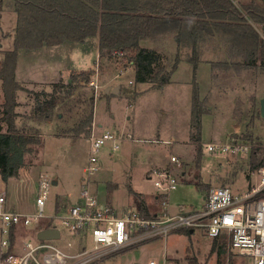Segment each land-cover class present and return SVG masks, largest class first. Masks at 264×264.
<instances>
[{
  "label": "rangeland",
  "instance_id": "obj_1",
  "mask_svg": "<svg viewBox=\"0 0 264 264\" xmlns=\"http://www.w3.org/2000/svg\"><path fill=\"white\" fill-rule=\"evenodd\" d=\"M249 1L235 0L238 4ZM13 4V0H4L0 13V68L1 51L13 48V29L17 24ZM169 42L165 38L154 42L165 57L162 61L164 64L171 67L177 55H180V59L189 58L190 46L175 50ZM26 52L30 51L21 50L20 80L29 75L39 79L42 71L36 65L40 63L49 65L54 77L60 73L65 75L50 83L19 82L22 88L16 91V123L29 131L30 127H38L43 142L36 147L37 151L26 155L25 165L17 176L5 181L0 173V192H5L8 207L23 212L35 211L39 181L43 176H48L51 182L58 181L51 186L47 214L56 212L61 204L74 203L79 199L83 185L87 184L83 177L87 176L84 169L91 155L90 138L93 134L99 135L108 130L122 135L121 145L112 154L109 145L100 149V170L91 175L89 188L101 202L111 203L117 208L139 207L137 197L129 191V186L142 194L151 214L174 215L180 211L200 210L207 188L211 185H228L236 191H243L254 180V169H251L250 163L252 151L227 155L219 151L209 152L206 145L208 142H228L242 137L247 143L263 142L264 146V116L258 112L259 98L264 95L263 71L256 68L246 71L215 69V72H211L213 77L211 75L209 78L208 67L203 63L194 71L188 61L180 60V67L173 72L171 82L158 87L149 82H137L134 66L125 55L99 59L98 34L82 42L69 40ZM72 76L76 87L67 98L71 107L57 108L51 120H36L33 116L39 99L36 93L53 92L54 82L71 81ZM185 77L193 80L192 85L182 80ZM52 78L51 75L49 80ZM178 79L184 82L178 84ZM209 79L219 86L218 91H228L230 86H234L237 91L236 96L231 97L232 102L230 98H223L224 101L219 103L210 102L207 92ZM199 83L204 105L211 108L202 117L201 161L197 167V150L191 140V109L194 84ZM118 84L121 85L119 94H104L107 86ZM64 90L60 92L62 95H65ZM90 97L95 99L92 129L89 134L73 140L75 127L89 113ZM4 101L3 83L0 80V105ZM247 123H250L248 127ZM0 125L5 131L6 123L0 121ZM249 135L252 140L247 139ZM172 155L177 156V162L171 161ZM257 155L258 160L264 158V151ZM154 169H166L176 175V188L162 194V190L155 186L154 178H151ZM198 182L202 185H198ZM49 224L45 219L39 226L28 229L35 232L38 227L47 228ZM60 227L62 238L53 241L59 247L66 249L67 240H79L65 227ZM30 232L23 228L19 230L18 241ZM224 240L225 264L253 263L252 258L231 249L228 240ZM79 244L82 248L94 246L91 235H82ZM212 245L213 239L205 236L201 230H195L191 235L174 231L165 237L139 241L126 248L104 253L87 264H147L151 258L162 262L165 256L172 264H190L191 257H196L203 264H217V251L212 250ZM43 251L45 249L39 254L41 261Z\"/></svg>",
  "mask_w": 264,
  "mask_h": 264
},
{
  "label": "trees",
  "instance_id": "obj_2",
  "mask_svg": "<svg viewBox=\"0 0 264 264\" xmlns=\"http://www.w3.org/2000/svg\"><path fill=\"white\" fill-rule=\"evenodd\" d=\"M17 13L13 48L1 51L0 80L3 83L5 101L0 105V173L7 181L17 176L25 165L27 154L38 150L43 142L38 127H19L17 93L22 86L16 79V66L20 49H36L53 46L64 41H84L99 35V59L125 55L132 63L137 82H149L163 86L171 82L173 72L180 61L175 57L171 67L164 64L163 53L158 46H147L146 42H157L173 36L178 47L190 46L188 58L194 71L202 61L205 46L218 42L230 50L232 63L241 67L256 68L264 72V0L240 2L235 0H13ZM4 0H0V13ZM88 80V79H87ZM53 92H37L36 120H51L57 108L68 107L69 98L75 90V79L53 83ZM64 90L65 95L60 92ZM105 94V92H104ZM45 96L40 99L41 96ZM192 131L197 156L196 166L201 161L202 117L209 113L201 96L199 84H194L192 93ZM89 113L78 122L73 140L89 134L94 121L95 99H89ZM260 112V110L258 111ZM250 123L246 124V127ZM252 135V134H251ZM242 138V137H241ZM247 139L252 140L249 135ZM259 143V145H258ZM252 142L251 169L264 164L257 153L263 154V142ZM198 177V176H197ZM202 185L201 182L197 183ZM141 212H149L142 194L133 190ZM191 235V230H177ZM221 239V240H220ZM226 241L223 237L213 239L212 250L217 251V264H225L223 253ZM190 264H203L196 257Z\"/></svg>",
  "mask_w": 264,
  "mask_h": 264
},
{
  "label": "built area",
  "instance_id": "obj_3",
  "mask_svg": "<svg viewBox=\"0 0 264 264\" xmlns=\"http://www.w3.org/2000/svg\"><path fill=\"white\" fill-rule=\"evenodd\" d=\"M90 139L91 155L84 169L87 176L83 177L87 184L83 185L79 199L74 203L61 204L53 214L46 213L53 184L48 176L39 181L35 211L7 208V196L5 192L0 193V264H43L42 261L46 264H87L104 253L184 229L201 230L212 239L226 238L230 248L252 258V264H264V164L252 172L255 178L243 191H236L228 185H211L200 210L147 216L139 207L117 208L111 203H103L89 188L91 175L100 170V149L109 145L110 154L117 151L122 135L108 130L93 134ZM206 149L227 155L248 154L252 151V144L239 138L228 142H208ZM171 161L177 162V156L172 155ZM151 178L162 194L175 189L178 182V177L166 169H154ZM45 219L50 222L47 227H57L61 232V225L79 240H67V248L62 249L53 242L57 239L38 238L41 228L29 231L28 227L39 226ZM22 228L30 233H25L18 241L17 233ZM82 235H91L94 246L82 248L79 244ZM77 246V252L73 253ZM42 249L45 251L41 254V261L39 254ZM147 264L172 263L165 256L162 262L151 258Z\"/></svg>",
  "mask_w": 264,
  "mask_h": 264
},
{
  "label": "crops",
  "instance_id": "obj_4",
  "mask_svg": "<svg viewBox=\"0 0 264 264\" xmlns=\"http://www.w3.org/2000/svg\"><path fill=\"white\" fill-rule=\"evenodd\" d=\"M16 12V11H15ZM16 16H17V13H16ZM17 23V22H16ZM17 25V24H16ZM15 28L13 29V35H15ZM166 39H169V45H171L172 47H175V50L178 48V43L176 41V39L171 36L169 38H166ZM13 43H14V36H13ZM153 42H146V45L147 46H153L154 43L152 44ZM44 47V46H43ZM43 47H40V48H36V49H20L19 53H18V60H17V66H16V79L18 80V82H41V83H50V82H53L55 79H58L62 76H64L65 74H62L60 73L58 75V77H54V75L52 74V69H50L51 67L48 65L46 66L47 64H37L36 67H39L38 70H41L42 71V74H41V77H39V79L35 78L34 75H29V77H27L26 79L24 80H20L19 77H18V74L20 72V59H21V50H24V51H30V52H26V53H31L32 51H36V50H41ZM188 49V48H186ZM190 51L187 50V52ZM185 52V51H184ZM29 56H31V54H29ZM181 61L182 60H185V61H188V58H182L180 59ZM184 62V61H183ZM203 63V65H206L208 67V70H209V78H211V75L212 73L211 72H215V69L217 70H244L246 71L248 68L246 67H241L240 65L238 64H234L232 63V59L230 57V50L226 47V45L222 44V43H218V42H213V43H209L205 46V50H204V53L202 55V61L199 63V65ZM191 64V63H190ZM180 65V64H179ZM176 68L175 71H177L179 69V66ZM199 65L197 67L196 70L199 69ZM192 66V64H191ZM194 70V69H193ZM194 72V71H193ZM190 73H188L189 75ZM46 76L45 77H43ZM52 75V79L49 80V77ZM213 77V75H212ZM182 80H186L188 81L191 85H192V79H188V78H184ZM180 79L176 80L178 81L177 83L179 84H182L184 81H182ZM210 83L208 84L209 88L207 90L208 94H210V100L208 99L210 102H214V103H219V102H222L224 101L223 98H230L231 99V102H232V98L234 96H236V88L234 86H230L228 91H218L220 88L219 86H216L215 83L210 80ZM199 86H200V83H199ZM226 90V88H225ZM264 95H262L259 100L263 97ZM232 97V98H231ZM232 104V103H231ZM209 108H211V106H209ZM0 193H3V192H0ZM78 200V199H77ZM76 200V201H77ZM13 205V204H12ZM6 207L9 208V209H13V210H16L14 207H8V200H7V204H6Z\"/></svg>",
  "mask_w": 264,
  "mask_h": 264
},
{
  "label": "water",
  "instance_id": "obj_5",
  "mask_svg": "<svg viewBox=\"0 0 264 264\" xmlns=\"http://www.w3.org/2000/svg\"><path fill=\"white\" fill-rule=\"evenodd\" d=\"M121 85L107 86L104 90L106 94H119ZM260 113L264 116V96L260 99ZM57 180H53V184H57ZM193 232V230H191ZM38 238L42 240L59 239L61 236L60 229L57 227H47L38 231Z\"/></svg>",
  "mask_w": 264,
  "mask_h": 264
}]
</instances>
